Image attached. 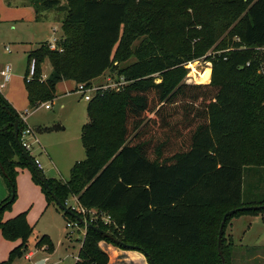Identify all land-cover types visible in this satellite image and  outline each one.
<instances>
[{
	"label": "trees",
	"instance_id": "1",
	"mask_svg": "<svg viewBox=\"0 0 264 264\" xmlns=\"http://www.w3.org/2000/svg\"><path fill=\"white\" fill-rule=\"evenodd\" d=\"M28 2L37 21L49 10L67 11L56 48L43 41L28 54L31 108L55 99L59 80L90 87L107 72L126 81L120 90L100 89L88 100L81 133L85 158L73 165L69 178L47 177L60 201L74 196L81 206L109 216V222L91 223L125 243L87 228L75 264H108L101 240L151 255L155 264H223L218 235L224 214L258 205L226 219L222 250L231 264L228 223L241 214L264 212V194L243 200L245 166L264 167V68L259 71L264 0ZM156 10L165 13L162 31ZM216 42L222 49L212 60L211 82L179 80L185 64L206 55ZM33 59L35 72L28 79ZM46 60L52 71L43 78ZM20 114L0 92V169L10 191L0 202V214L16 198L20 168L29 169L48 204L56 203L16 142L15 122L20 134L25 127ZM0 229L5 238L21 240L0 262L10 264L27 246L32 230L27 212L0 219Z\"/></svg>",
	"mask_w": 264,
	"mask_h": 264
},
{
	"label": "rangeland",
	"instance_id": "2",
	"mask_svg": "<svg viewBox=\"0 0 264 264\" xmlns=\"http://www.w3.org/2000/svg\"><path fill=\"white\" fill-rule=\"evenodd\" d=\"M11 1L9 3L7 0H0V85L4 84L0 88V92L18 112L28 113L31 122L34 119L42 118L52 127L46 138L47 143L51 142L50 152H52L55 162L45 152L39 153V143H32L30 154L43 164V172L46 177L65 180L69 178L73 165L85 158L81 133L83 124L88 120V100L84 98L82 92L77 90L76 80L64 79L56 82L58 97L53 99V102L50 101L51 109H46L44 105L32 109L28 102L26 75L29 52L37 47L40 41L48 38L47 34H50L52 38L55 36L53 41L49 42L50 44L55 41L57 45L59 42L63 35L62 20L67 11L54 9L47 11L51 13L57 25L53 24L49 17L48 23L40 28L34 24L33 18L36 12L32 6L19 5V0ZM61 3L66 4L67 0H61ZM157 11H155V23L158 31H162L165 25V13ZM138 42L139 40L135 41L133 45ZM219 45V42L214 43L206 55L187 62L185 64L187 71L179 80L187 83L202 81L199 73L206 70L207 64L210 63L211 78L207 82L210 83L213 71L212 60L215 53L222 49ZM7 46L10 51H6ZM130 60H134L133 57ZM194 64H196V71L193 68ZM7 65L11 67V76L9 80L5 81L1 71ZM263 68L264 65L259 68V71L263 72ZM47 70L50 71V66ZM108 75L106 72L95 82L104 84ZM28 76L31 78L30 75ZM251 162L250 160L249 163ZM5 183L10 194L8 184ZM243 184L244 201L260 199L264 194V167L245 166ZM37 185L32 181L30 174H18L15 188L16 198L0 214V219L5 220L7 216H13L19 211H26L32 226L26 240L27 246L23 248L21 254L13 256L10 264H41L40 260H44L43 264H74L78 257L81 240L84 237V229L79 226L67 227V222L73 220L56 203L48 204L41 185ZM6 196L8 197V194ZM6 196L5 198H7ZM67 202L69 205H78L74 196L69 197ZM71 230L73 234L69 237L67 231ZM232 234L236 243L234 242L230 250L231 264H264L263 211L242 215L232 227ZM225 238L228 241L233 239L226 234V230ZM20 243L19 239L5 238L0 229V262L8 260L11 250ZM109 245L113 244L107 240H101V246L110 257L108 264H131L129 263L131 259L112 253L109 250ZM246 245L261 247L247 249ZM29 251H32L33 254L30 258H26Z\"/></svg>",
	"mask_w": 264,
	"mask_h": 264
},
{
	"label": "crops",
	"instance_id": "3",
	"mask_svg": "<svg viewBox=\"0 0 264 264\" xmlns=\"http://www.w3.org/2000/svg\"><path fill=\"white\" fill-rule=\"evenodd\" d=\"M9 3H11L12 1L11 0H7ZM19 5H27V6H31L28 2V0H19ZM33 7V6H32ZM36 16V14H35ZM35 16H34V24L37 25V27H40L43 26L44 24L48 23V20H49V17L51 19V21L53 22V24L57 25L55 20L53 19V17L51 16V13H48V12H45V17L41 20V21H37L35 19ZM48 38H46L45 40H42L40 41L39 43L43 42V41H53V39L55 38V36L52 38L50 37V34H47ZM50 38V39H49ZM38 43V45H39ZM37 45V46H38ZM36 48V47H35ZM50 66V71L47 70V68ZM207 69H210V68H207ZM211 70V69H210ZM27 71H28V63H27ZM51 71H52V66H51V63L49 60H46L43 64V73L46 75V76H49L51 74ZM199 82H202V81H199ZM96 83V82H95ZM78 86V85H77ZM28 94V93H27ZM58 97V95H57ZM57 97L55 99H57ZM54 99V100H55ZM54 100H52L51 102H53ZM29 102V100H28ZM49 102V104L51 103ZM47 103V102H45ZM41 105H44L46 109H51L52 105L50 104V107H46V105L43 103ZM40 105V106H41ZM64 106V105H62ZM38 107V106H37ZM33 109V108H32ZM28 113H26V117H27V123L33 128L34 130V133H35V138L38 139V142L34 141L33 143H39V153L41 152H45L46 154H48L49 158L53 161H54V156L51 154L52 152H50V144L51 142L47 143V138L46 136L50 133L49 131H44V130H41L43 129L44 127H49V125L47 124V122L45 120H43L42 118H39V119H34L30 120V118L28 117ZM42 165V170H43V164L41 163ZM18 174H30V176H32L31 172L29 171L28 168H20ZM66 180V179H65ZM33 181V179H32ZM5 177L0 169V202L5 199V196L8 194L9 195V192L7 191V186H6V183H5ZM34 182V181H33ZM37 185V183H35ZM38 186V185H37ZM4 197V198H3ZM7 197V196H6ZM21 211L17 212L15 215H17L18 213H20ZM15 215L13 216H7V218H5V220L9 219V218H12L14 217ZM242 215L244 214H241L239 216H235L233 217L230 222L228 223L227 227H226V234L230 235L232 238H233V234H232V227L234 226V224L240 220V218L242 217ZM28 219V217H27ZM29 222V220H28ZM30 223V222H29ZM67 229V228H66ZM68 230V229H67ZM73 230V229H72ZM71 231H67V235L69 237L72 236L73 232ZM20 240V239H19ZM21 241V240H20ZM233 241L236 243V241L234 240L233 238ZM112 244V243H111ZM99 245L100 247L104 250V248L101 246V241L99 242ZM109 250L112 252V253H115V254H118V255H123L125 256L126 258L128 259H131V262L129 263H134V264H151L148 257L141 251L139 250H135V249H124V248H121V247H116L115 245H109ZM258 247H261V246H249V245H246V248L249 249V248H258ZM31 252V254H33L32 251H29ZM110 252V255H112ZM110 258V257H109ZM43 261L44 260H40L39 262L41 264H43ZM75 264V263H74Z\"/></svg>",
	"mask_w": 264,
	"mask_h": 264
},
{
	"label": "built area",
	"instance_id": "4",
	"mask_svg": "<svg viewBox=\"0 0 264 264\" xmlns=\"http://www.w3.org/2000/svg\"><path fill=\"white\" fill-rule=\"evenodd\" d=\"M50 47L51 48H56L55 41L50 44ZM6 51H10V48L8 46L6 47ZM34 72H35V60L33 59L31 61L30 67H29V75L32 77L34 75ZM1 74L3 75L5 81L9 80V78L11 76V67H10V65H7L5 67V69H3L1 71ZM46 77L47 76L44 74L43 78H46ZM28 79H30V78H28ZM125 84H126V81H125V79L123 77H121L119 80H115L109 74L108 77H107V81L104 84L103 83H101V84L95 83V80H94L92 86L87 87L86 83H79L78 86H77V90L82 92V94L84 95V98L86 100H90L93 97L94 93L96 91L100 90V89L114 88L115 90H120L121 88H123V86ZM3 86H4V84H1L0 88H2ZM44 104L46 105V107H50L49 102L44 103ZM20 117H21L22 121L24 122L25 127L22 130L21 134H19V138H20V141H21L23 147L30 153V149L32 147V143L34 141L38 142V139L35 138V133H34L33 128L27 123L26 113H21ZM35 162H36L37 166L40 169H42L41 163L38 160H36V159H35ZM76 200H77V198H76ZM77 202H78V200H77ZM66 205L72 210H74V209L80 210L81 213L85 217L84 219L87 222H89V223H91V221H93L94 219H98V218H102L106 222L111 221L109 216H105L103 213L100 214L99 212H97V210H94V209L89 210V209L81 206L79 203H78L77 206H73V205H69L68 202L66 201ZM88 214L91 215L89 220L87 219L88 218ZM76 226H79V224L77 222H71V221L67 222V227L74 228ZM79 227H81V226H79ZM83 229H84V234H85L87 227L84 226ZM31 256H32L31 252H28L27 255H26V258H30Z\"/></svg>",
	"mask_w": 264,
	"mask_h": 264
},
{
	"label": "water",
	"instance_id": "5",
	"mask_svg": "<svg viewBox=\"0 0 264 264\" xmlns=\"http://www.w3.org/2000/svg\"><path fill=\"white\" fill-rule=\"evenodd\" d=\"M14 129H15V139L17 144L19 145L20 149L22 150L23 154L26 156V158L28 159V161L30 162L31 166L33 167V169L35 170V172L37 173L38 177L40 178V180L42 181V183L48 188V190L52 193L53 198L55 199L57 205L59 206L60 209H62L64 212H67L71 215H73L75 218H77L80 222L83 223V225L87 228H93L95 230H97L98 232L104 234L106 237L112 239L114 242L121 244V245H125V243L120 240L119 238L115 237L114 235H112L111 233L93 225L92 223L87 222L83 217H81L80 215H78L77 213L73 212L72 209H70L66 203L60 201L58 199V197L55 195L54 192H52V189L48 183L47 177L44 175V173L41 171V169L37 166L35 160L33 159L32 155L23 147L20 138H19V121L17 120L14 124ZM1 169L3 170L2 165L0 164ZM258 205H244L238 208H233L229 211H227L224 216L223 219L221 221L220 224V228H219V235H218V249H219V254L221 256L222 262L223 264H227L226 263V259L224 257L223 254V250H222V244H223V235H224V226H225V222L226 219L229 215L237 212L238 210H248V209H256L258 208ZM262 207L264 208V205H262ZM148 259L150 261L151 264H155V261L153 259V257L151 255H148Z\"/></svg>",
	"mask_w": 264,
	"mask_h": 264
},
{
	"label": "bare ground",
	"instance_id": "6",
	"mask_svg": "<svg viewBox=\"0 0 264 264\" xmlns=\"http://www.w3.org/2000/svg\"><path fill=\"white\" fill-rule=\"evenodd\" d=\"M195 66H196V64H194V67H193L194 68V71H196L195 70ZM210 76H211V74H210V70L209 69H206L203 72H200L199 73V77L203 81V83L209 82L210 81V78H211Z\"/></svg>",
	"mask_w": 264,
	"mask_h": 264
}]
</instances>
